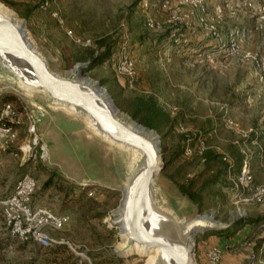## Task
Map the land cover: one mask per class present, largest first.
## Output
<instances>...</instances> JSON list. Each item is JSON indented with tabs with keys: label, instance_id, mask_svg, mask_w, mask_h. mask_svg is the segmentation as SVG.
<instances>
[{
	"label": "rangeland",
	"instance_id": "rangeland-1",
	"mask_svg": "<svg viewBox=\"0 0 264 264\" xmlns=\"http://www.w3.org/2000/svg\"><path fill=\"white\" fill-rule=\"evenodd\" d=\"M44 1L0 0V6L23 24L35 48L49 59L55 72L64 75L76 64H85L81 77L103 87L120 114L142 125L125 109L135 98L154 99L167 116L163 119L164 140L154 130L160 137L161 155L165 158L164 170L157 178L161 203L181 218L190 220L196 215L207 216L227 226V229L219 228L214 233L228 231L234 227V222L244 220L245 226L232 237L227 244L229 247L223 249L220 264H264V203L235 204V194L227 178L228 170L226 182L230 184V192L223 186L214 190L217 192L214 199L205 196L207 209L204 211L199 210L195 201L182 195L178 186L195 179L206 150L216 151L223 162L232 165L230 172L236 175L239 166L233 167L234 164L227 162L233 158L230 154L234 151L233 142L237 149L239 146V150L240 147L247 150L254 184L264 185V86L250 65L220 55L218 43L211 37H205V43L211 42V45L192 47L189 54L193 53L196 58L185 62L173 60L174 63L167 64L165 70L161 68L157 62L163 57L153 56V39L161 33L148 30L145 21L151 17L161 24L166 22L168 14L159 7L164 0H148L146 9L142 6L144 0H47L46 9L42 8ZM172 2L175 4L177 0ZM247 3L255 7L264 5L263 0H205L203 13L195 11L192 14L194 20L186 7H181L180 16L193 22V25L200 16L204 17L223 37L230 30L246 29L250 31L249 37L241 42V48L264 56V45L256 36L260 34L264 37V28L254 31L255 16ZM218 7L222 10L221 18L216 17ZM54 12H58L59 19L52 16ZM193 28L196 29V26ZM68 31L71 35L67 34ZM196 32L199 30L196 29ZM200 36V32L196 34L197 38ZM74 39H79L80 43ZM85 41L90 44L84 45ZM105 48L110 50L109 60L89 69L93 56L100 55ZM174 50L175 47L165 53L168 55ZM121 54L130 57L135 64L136 77L132 84L114 70L113 65ZM36 99L44 101L43 95H37ZM8 101L17 106L25 105L11 93L0 95V106ZM55 118L61 120L62 116L57 114ZM225 119L232 120L236 129L228 128ZM76 120L81 122L84 138L74 135L70 127L67 129L71 132L65 138L64 129L60 125L53 129L48 118L43 116L38 135L41 143L48 146L50 159L46 163L38 159L26 160L23 165V172L37 181L32 205L69 217L62 229L50 230L49 233L54 239L65 240L76 247L92 264H145L147 257L136 253L121 257L117 252V247L122 245H119L120 230L112 223V214L122 199L120 188L130 155L91 135L85 129L84 121L81 118ZM211 131L214 133L208 136ZM88 135L91 136L89 140L85 137ZM23 136L21 133L20 139ZM188 141L193 151L190 157L184 155ZM87 145H91L93 150ZM202 147L206 149L202 151ZM11 153L15 155L13 164L20 163L19 151L13 148ZM223 157L227 159L223 160ZM1 164L9 165L5 162ZM19 172L20 168L17 171L12 168L6 174L1 172L0 176L7 175L6 179L11 183L21 176ZM173 175L174 179L171 178ZM81 177L101 179L99 182L103 186L112 189L82 188L78 184ZM50 180L51 183L44 188V183ZM92 189L94 193L89 197L88 190ZM242 212L244 215L241 216ZM248 220L257 222L248 224ZM1 232L8 233L6 229ZM214 233L196 236L195 264H209L205 254L211 246H215L208 239L209 236H216ZM203 238L204 243L197 249V243ZM36 248L38 245L33 242L14 240L2 251L0 264L27 263L34 257Z\"/></svg>",
	"mask_w": 264,
	"mask_h": 264
},
{
	"label": "water",
	"instance_id": "water-1",
	"mask_svg": "<svg viewBox=\"0 0 264 264\" xmlns=\"http://www.w3.org/2000/svg\"><path fill=\"white\" fill-rule=\"evenodd\" d=\"M49 62L35 48L23 24L0 6V95L11 93L19 97L34 115L38 133L42 118L46 116L53 129L58 125L64 129L65 138L71 132L67 129L69 127L74 135L83 137L81 122L76 120L81 118L91 135L130 155L120 188L122 199L112 214V223L120 230L119 245L122 234L125 236V245L118 246L117 252L121 257L127 256L133 253L127 251L137 244L155 251L151 264H195L196 236L214 233L219 228L227 229V226L201 215L187 220L165 207L159 198L157 184V178L164 170L158 134L120 114L103 87L81 77L85 64H76L70 72L62 75L55 72ZM37 95H43L44 101H38ZM56 103L69 106L74 113L56 109ZM57 114L62 116L61 120L55 118ZM87 119L109 142L89 130ZM85 137L91 138L89 135ZM87 147L93 150L91 145ZM129 150L135 151L136 155ZM46 154L45 163L50 159L48 146ZM100 180L81 177L78 184L85 189H112L103 186Z\"/></svg>",
	"mask_w": 264,
	"mask_h": 264
},
{
	"label": "built area",
	"instance_id": "built-area-1",
	"mask_svg": "<svg viewBox=\"0 0 264 264\" xmlns=\"http://www.w3.org/2000/svg\"><path fill=\"white\" fill-rule=\"evenodd\" d=\"M172 1L164 0L159 6L163 12L168 14V19L164 24L157 22L151 17H148L145 21V26L148 30L160 33L168 30V38L165 42L166 50L187 45L188 38L181 35V27L192 29L193 26H196L203 32L205 37H211L218 43L217 49L220 55L236 58L241 63L250 65L254 70L255 76L264 86V56L244 51L241 48V42L249 37L250 31L243 28L230 30L223 37L217 28L204 17L200 16L193 25V22H188L180 16L181 7L188 8L191 15L195 11L203 13L205 0H177L175 4ZM148 3V0H144L143 8H148ZM47 6L48 1L45 0L42 8L46 9ZM246 6L255 16L254 31H262L264 28V5L255 7L252 3H247ZM52 16L59 19L58 12L52 13ZM216 17H222V10L219 7L216 9ZM67 34L71 35V32L68 31ZM74 41L80 43L79 39H74ZM84 43V45L90 44L89 41ZM113 66L118 76L128 80L129 84L133 83L136 77V70L135 64L130 57L121 54ZM225 125L233 130L237 127L230 119H225ZM21 133L24 134L22 139H20ZM212 133L214 131H211L208 136ZM187 143L184 155L190 157L193 151L189 146V141ZM13 148L19 151L22 163H25L26 160L37 159L43 162L47 155L46 146L41 143L37 132L34 115L25 105L17 106L15 103L8 101L0 106V154L11 152ZM205 149V147H202V151ZM239 152L244 156V159L236 175L230 172L232 165L227 173V178L231 183V190L235 194V204L264 203V185L254 184L247 150L240 147ZM226 159V157H223V160ZM36 189L37 181L30 174L25 173L16 181L12 194L0 199V207L4 226L12 237L23 243L33 242L38 246L47 247L57 243V239H54L49 231L62 229L68 223L69 217L56 215L47 208L34 207L32 199ZM93 193V189L88 190L87 195L91 197ZM242 213L241 216L244 215ZM60 242L87 264H92L87 256L79 253L78 249L69 242L65 240H60ZM205 257L209 264H220L223 258V250L218 246H211L207 250Z\"/></svg>",
	"mask_w": 264,
	"mask_h": 264
},
{
	"label": "trees",
	"instance_id": "trees-1",
	"mask_svg": "<svg viewBox=\"0 0 264 264\" xmlns=\"http://www.w3.org/2000/svg\"><path fill=\"white\" fill-rule=\"evenodd\" d=\"M264 1V0H263ZM9 6L13 7L12 3H9ZM167 33V32H165ZM167 34H162L153 40H161L164 39ZM141 38V37H140ZM102 46V45H100ZM105 47V46H104ZM111 56L110 50L105 48L103 52L98 56H93V58L89 62V69L105 63L109 60ZM126 112L134 119L137 120L140 124L150 129L156 130L159 134L162 135V140L166 137V134L163 130V119L167 116L162 112V110L156 105L154 99L150 97H138L133 100L132 103H129ZM191 140V139H189ZM192 141V140H191ZM163 144H161V147ZM162 152H164V146L162 147ZM235 165L233 167H237L242 162V156L236 154L235 150L233 153L231 152ZM165 160V158H164ZM167 166V163H165ZM231 165L222 161L220 155L214 150H206L203 153L201 164L199 166L198 172L195 175V179L190 180L189 182L179 183V190L182 195L186 196L190 200L195 201L199 206L200 211H204V198L205 196L214 199L217 197V192L214 191L215 189L222 188L226 186V188L230 192V184L226 182V173L228 168ZM25 169L22 167L20 168L21 176L25 174L23 171ZM17 174V175H18ZM174 176H171L174 179ZM201 182L200 186L198 183ZM51 183L47 181L44 183V188ZM244 221V220H243ZM241 220L234 222V227L232 229L214 233L218 237H225V238H232L238 234V231L242 229L245 225V222ZM257 220H248L246 223L253 224L256 223ZM2 229H6L4 226V221L2 217V209L0 207V255L2 251H4L10 244L17 240L16 238L12 237L7 232H1ZM7 230V229H6ZM8 231V230H7ZM23 243V242H22ZM27 243V242H24ZM223 250V249H222ZM16 264H87L81 258L73 255L67 246L60 242V239H57V243L52 244L47 247L38 246V248L34 251V257L30 259L29 262L25 263H16Z\"/></svg>",
	"mask_w": 264,
	"mask_h": 264
},
{
	"label": "crops",
	"instance_id": "crops-1",
	"mask_svg": "<svg viewBox=\"0 0 264 264\" xmlns=\"http://www.w3.org/2000/svg\"><path fill=\"white\" fill-rule=\"evenodd\" d=\"M236 5L239 6L238 3H236ZM189 15L194 20L193 15H191V14H189ZM248 25H250V23ZM196 29H198L199 32L201 33V36L199 38L196 37V34L199 33V32L195 33ZM196 29H194V28L191 29V28L182 26L180 33L184 37L188 38V44L187 45L186 44L185 45H181L180 47L175 48L174 51H171L166 56H164V51L166 50L165 49V42L167 40L166 37L164 39H161L160 41L158 39L157 40H153V46H154V54H153V56L154 57H159L158 55H160V56L163 57V60H162V58L158 59L159 63L157 62V64L161 68H163L165 70L166 66L168 67V65L174 63L173 60H176L178 62H182V61L185 62V61H187V59L196 58V55L192 56L193 53L189 54L190 52H192V47L194 48V46H197V45L200 46V44L203 47H207L208 45H211V42L205 43L206 40H205V36L203 35L202 31L199 28H196ZM166 32L167 33L163 32L160 35H162V34H167L168 35V31H166ZM256 36H257V38H259V42L262 45H264V37H261L260 34L259 35L256 34ZM212 43H214V42H212ZM162 47H164L163 51H161ZM198 57H199V55H198ZM200 59H204V57H201ZM171 61H173V63ZM256 141H257V139H256ZM232 145H233V148H234L236 154L242 156V154L239 152V146H238V149H237V147H235V145H236L235 142H233ZM223 155L227 156L228 154L227 153H223ZM13 157H15V155L13 153L9 152V151L8 152H3V153L0 154V173L3 172L4 174H6L12 168L14 169V171H17L18 168H22L23 167L24 163H22V162H20V163L16 162V164L14 165L13 164L14 163V161H13L14 158ZM242 158H243V156H242ZM2 162L9 163V165L3 166V164H1ZM227 162L235 165L234 158H229L227 160ZM16 165H17V167H16ZM240 165H241V162H240ZM2 166L4 167L3 169L1 168ZM6 176L7 175H5V177L0 176V199L6 198V197H8L9 195L12 194L14 186H15V183L20 178L19 177V178H17V180H15V181H13L11 183H8V180L6 179ZM16 176L18 177L17 174H16ZM208 239L210 241H213L215 246H218L221 249L226 250V248L229 247V245H227V244L230 243L233 238L209 236ZM204 241L205 240L203 238V240H201L199 243H197V249H199L201 247V244H203Z\"/></svg>",
	"mask_w": 264,
	"mask_h": 264
},
{
	"label": "bare ground",
	"instance_id": "bare-ground-1",
	"mask_svg": "<svg viewBox=\"0 0 264 264\" xmlns=\"http://www.w3.org/2000/svg\"><path fill=\"white\" fill-rule=\"evenodd\" d=\"M23 88H25V89H28V88H26V87H24L23 86ZM55 108L56 109H61V110H63L64 112H66V113H68V114H73L74 112H73V110L69 107V106H67V105H65V104H61V103H56L55 104ZM86 122H87V124H88V127H89V130L93 133V134H95V135H98L99 137H101V138H103L104 140H106V141H108L109 142V140L107 139V137H105V136H103V135H100L95 129H94V127L91 125V123H90V121L87 119L86 120ZM123 146H120V148H122ZM123 148H125V147H123ZM126 149H128V148H126ZM130 151V150H129ZM130 152H132V153H134V155H136V152L135 151H133V150H131ZM201 223V222H200ZM122 237H123V240H122V245H121V248L125 245V236L122 234ZM192 242H193V240H191V243H190V245L192 246ZM128 253H130V252H133V253H137V254H139V255H141V256H146L147 257V262H146V264H151V262H152V260H153V258H154V252L155 251H153V250H150V249H146V248H142V247H140L139 245H137V244H135L131 249H129L128 251H127Z\"/></svg>",
	"mask_w": 264,
	"mask_h": 264
}]
</instances>
